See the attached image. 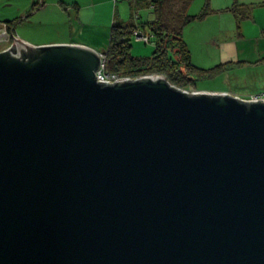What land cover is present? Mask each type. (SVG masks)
Here are the masks:
<instances>
[{"label": "water", "instance_id": "obj_1", "mask_svg": "<svg viewBox=\"0 0 264 264\" xmlns=\"http://www.w3.org/2000/svg\"><path fill=\"white\" fill-rule=\"evenodd\" d=\"M101 62L0 51V264H264V98Z\"/></svg>", "mask_w": 264, "mask_h": 264}, {"label": "crops", "instance_id": "obj_2", "mask_svg": "<svg viewBox=\"0 0 264 264\" xmlns=\"http://www.w3.org/2000/svg\"><path fill=\"white\" fill-rule=\"evenodd\" d=\"M142 1L143 4L138 10L147 13V20L140 21L141 15L139 18L135 15L125 23L145 24L155 18L152 5L148 4L149 0ZM193 1L195 0H192L188 9ZM134 2L138 7L139 0ZM207 2L211 11L204 18L188 24L189 26L200 23L207 37L216 42L221 38L222 44L229 40L233 43L255 41L259 45L257 52L264 54V0H204L203 4ZM119 3L120 0H0V13L12 9L19 11L11 18L1 16L0 22L14 19L18 22L27 21V27L43 26L35 33L17 34L34 44L79 43L104 52L108 47L115 21H124ZM233 5L239 7L237 12L231 10ZM213 25H219L214 33L210 32V26ZM39 35L41 38L49 36V39L40 42L37 38ZM183 35L190 48L189 36H186L185 32ZM191 55L193 57L192 51ZM259 92L264 90L254 93Z\"/></svg>", "mask_w": 264, "mask_h": 264}, {"label": "rangeland", "instance_id": "obj_3", "mask_svg": "<svg viewBox=\"0 0 264 264\" xmlns=\"http://www.w3.org/2000/svg\"><path fill=\"white\" fill-rule=\"evenodd\" d=\"M142 2L139 0L138 7H136L134 0H120L121 17L124 18V22L133 19L135 15H141L140 21L147 20V13L138 10L139 6L141 7L143 4ZM203 3L204 0L193 1L191 8L187 10V14L193 15L199 12L205 5ZM18 12L14 9L3 11L0 13V18L1 16L11 18L13 14H18ZM11 21L15 25L16 34L20 35L35 33L36 30L43 28L41 25L27 27L29 23L23 22V20L18 22L12 19ZM187 25H184L183 33L185 32V35L189 36L190 50L193 54L192 60L195 65L193 70L194 82L188 87L199 90L227 91L242 96L264 90V54L257 52L259 50L257 49L259 47L257 42L233 43L232 40H229L222 44L221 38L219 42H216L209 36L207 37L204 27L200 23L192 26ZM218 27L219 25L210 26V32L214 33ZM37 38L42 42L49 39V36L41 38L39 35ZM131 44V53L134 56H150L155 49L152 42H146L136 36L131 38ZM8 46L9 44L1 42L0 51Z\"/></svg>", "mask_w": 264, "mask_h": 264}, {"label": "trees", "instance_id": "obj_4", "mask_svg": "<svg viewBox=\"0 0 264 264\" xmlns=\"http://www.w3.org/2000/svg\"><path fill=\"white\" fill-rule=\"evenodd\" d=\"M192 0H149L155 12V18L149 23H125L115 21L112 26L111 38L106 54V68L109 72L122 75L138 76L149 73L163 74L167 79L181 88L193 85L195 65L192 60L191 50L183 35V27L197 19L204 18L210 11L209 3H205L198 14H187ZM238 6L233 5L231 10L238 11ZM139 18L138 15H136ZM7 22L11 32H15L13 21ZM148 29L151 42L155 49L150 56H134L131 53V38L137 27Z\"/></svg>", "mask_w": 264, "mask_h": 264}, {"label": "built area", "instance_id": "obj_5", "mask_svg": "<svg viewBox=\"0 0 264 264\" xmlns=\"http://www.w3.org/2000/svg\"><path fill=\"white\" fill-rule=\"evenodd\" d=\"M133 33H134V36H136L138 39H143L146 42H151L152 40L151 34L148 33L147 30H145L141 26L137 27ZM18 38L20 37L16 33L10 31V25L7 22H0V43L5 42L9 44L10 46ZM101 56H102L101 66L99 70L97 71V78L101 82L114 83L118 80L135 79V78L144 77V76H164L163 74H160V73H149V74H142V75L133 77L129 75H122L117 72H109L106 68V60H107L106 54L104 52H101ZM183 89L189 92H200L201 91L197 88L194 89L190 87H186ZM235 95H238V94H235ZM238 96L244 100H257L260 98H264V92L252 93L246 96H242V95H238Z\"/></svg>", "mask_w": 264, "mask_h": 264}, {"label": "flooded vegetation", "instance_id": "obj_6", "mask_svg": "<svg viewBox=\"0 0 264 264\" xmlns=\"http://www.w3.org/2000/svg\"><path fill=\"white\" fill-rule=\"evenodd\" d=\"M11 26V25H10ZM11 28V27H10Z\"/></svg>", "mask_w": 264, "mask_h": 264}]
</instances>
